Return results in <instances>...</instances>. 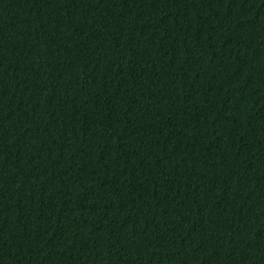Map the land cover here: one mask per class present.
Wrapping results in <instances>:
<instances>
[{"label": "trees", "instance_id": "1", "mask_svg": "<svg viewBox=\"0 0 264 264\" xmlns=\"http://www.w3.org/2000/svg\"><path fill=\"white\" fill-rule=\"evenodd\" d=\"M0 264H264V0H0Z\"/></svg>", "mask_w": 264, "mask_h": 264}]
</instances>
